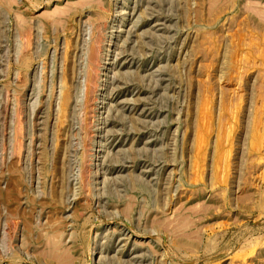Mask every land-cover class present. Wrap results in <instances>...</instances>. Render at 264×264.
<instances>
[{
    "label": "rangeland",
    "instance_id": "374dc122",
    "mask_svg": "<svg viewBox=\"0 0 264 264\" xmlns=\"http://www.w3.org/2000/svg\"><path fill=\"white\" fill-rule=\"evenodd\" d=\"M0 264H264V0H0Z\"/></svg>",
    "mask_w": 264,
    "mask_h": 264
},
{
    "label": "bare ground",
    "instance_id": "6f19581e",
    "mask_svg": "<svg viewBox=\"0 0 264 264\" xmlns=\"http://www.w3.org/2000/svg\"><path fill=\"white\" fill-rule=\"evenodd\" d=\"M118 12H120V11H118ZM123 12H125V11H123ZM106 15L107 14L104 11H101L99 18L92 24L91 31H90V39H89V41L86 45V48H85L86 64H85V76H84V78H85L84 79L85 80L84 81V95H83L84 98H83L82 107H83V112H84V119L86 121L89 119L88 116L94 108V103L98 100V96H97L98 92L101 91L102 94H104V95L106 94L105 93V90L107 87L106 82H107V76H109L108 75V70L110 67L109 65L111 63L109 60L110 59L109 56H110V51L112 49V46L115 45V42L113 41L112 37L110 36L107 38V35H105V33H104V29L108 28V27H106V21H105V19L107 17ZM117 15H122V14H119L116 12V16ZM114 20H115V18H114ZM124 20H125V18H123L122 21H124ZM88 28H89V26H88ZM25 40L26 39H24V41ZM28 45H29V43H28ZM24 46H25V44H24ZM105 49H106L107 53L105 52ZM104 52L106 54H104ZM105 56H107V57H105ZM70 87L71 86H68V87L66 86V91L64 90L65 94H64L63 101L65 104H68L70 102V100H72L71 97L73 94H71L72 90L69 89ZM100 97H101V94H100ZM106 97H107V95H106ZM100 103L101 104H100V106H98L99 108L97 110V112H99V113L102 111V109L104 108V105L106 103L105 96H104V98H102V101ZM101 114H103V113H101ZM101 118H102V116H101ZM101 118L99 119L98 125L96 126L97 128L95 129L98 134L101 132V130L103 129V125H104L103 119H101ZM87 129H89V127ZM89 131L90 130H88L87 132H89ZM89 137H90V135H89ZM98 142L99 143L96 147L95 158L98 157V151L101 147V144H100L101 139H100V141L98 140ZM83 153H84V151H83Z\"/></svg>",
    "mask_w": 264,
    "mask_h": 264
}]
</instances>
